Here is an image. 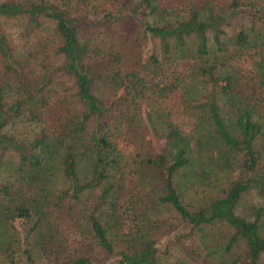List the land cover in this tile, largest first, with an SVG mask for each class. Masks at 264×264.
<instances>
[{"label":"trees","instance_id":"trees-1","mask_svg":"<svg viewBox=\"0 0 264 264\" xmlns=\"http://www.w3.org/2000/svg\"><path fill=\"white\" fill-rule=\"evenodd\" d=\"M263 258L264 0H0V264Z\"/></svg>","mask_w":264,"mask_h":264},{"label":"rangeland","instance_id":"rangeland-1","mask_svg":"<svg viewBox=\"0 0 264 264\" xmlns=\"http://www.w3.org/2000/svg\"><path fill=\"white\" fill-rule=\"evenodd\" d=\"M12 30V29H11ZM170 99V100H169ZM168 100H167V104H168V106L172 109V110H174V107H173V104L172 103H174L175 104V102H174V98H169ZM145 135H146V140L147 141H149V143L151 144V145H156V142L153 140V135L148 131V132H146L145 133ZM158 145L160 144V139L158 140ZM252 197L251 196H249V197H246V198H244V199H246V200H250ZM244 202H245V200H244ZM264 259V258H263Z\"/></svg>","mask_w":264,"mask_h":264}]
</instances>
